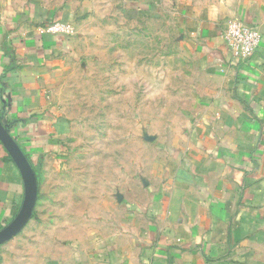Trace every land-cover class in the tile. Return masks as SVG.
<instances>
[{
	"label": "crops",
	"instance_id": "obj_1",
	"mask_svg": "<svg viewBox=\"0 0 264 264\" xmlns=\"http://www.w3.org/2000/svg\"><path fill=\"white\" fill-rule=\"evenodd\" d=\"M111 1L0 0V120L38 180L33 216L0 246V264H264V0H122L127 16L167 9L176 17L209 82L200 112L173 168L141 203L117 196L77 216L41 198L46 168L63 157L72 129L59 92L77 24L90 11L110 13ZM52 20L70 23L74 35L44 33ZM235 20L261 36L249 58L223 41ZM22 199L21 176L0 144V229Z\"/></svg>",
	"mask_w": 264,
	"mask_h": 264
},
{
	"label": "rangeland",
	"instance_id": "obj_2",
	"mask_svg": "<svg viewBox=\"0 0 264 264\" xmlns=\"http://www.w3.org/2000/svg\"><path fill=\"white\" fill-rule=\"evenodd\" d=\"M120 6L113 0L110 13L90 11L77 24L59 92L72 129L40 187L57 214H95L117 196L126 206L155 194L206 97L209 82L176 17L159 7L127 16Z\"/></svg>",
	"mask_w": 264,
	"mask_h": 264
},
{
	"label": "water",
	"instance_id": "obj_3",
	"mask_svg": "<svg viewBox=\"0 0 264 264\" xmlns=\"http://www.w3.org/2000/svg\"><path fill=\"white\" fill-rule=\"evenodd\" d=\"M0 144L19 171L23 183V199L17 214L11 222L0 229V246H2L13 240L32 218L38 198V180L30 161L1 120Z\"/></svg>",
	"mask_w": 264,
	"mask_h": 264
},
{
	"label": "built area",
	"instance_id": "obj_4",
	"mask_svg": "<svg viewBox=\"0 0 264 264\" xmlns=\"http://www.w3.org/2000/svg\"><path fill=\"white\" fill-rule=\"evenodd\" d=\"M42 31L47 34L65 37H72L75 33L70 23L58 20L50 21L43 27ZM222 38L236 58H249L252 56L261 41V36L254 28L236 20L226 24Z\"/></svg>",
	"mask_w": 264,
	"mask_h": 264
},
{
	"label": "trees",
	"instance_id": "obj_5",
	"mask_svg": "<svg viewBox=\"0 0 264 264\" xmlns=\"http://www.w3.org/2000/svg\"><path fill=\"white\" fill-rule=\"evenodd\" d=\"M35 171V170H34Z\"/></svg>",
	"mask_w": 264,
	"mask_h": 264
}]
</instances>
